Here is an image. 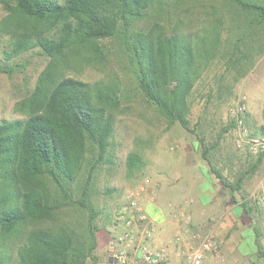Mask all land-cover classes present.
<instances>
[{"label": "trees", "instance_id": "16d2710c", "mask_svg": "<svg viewBox=\"0 0 264 264\" xmlns=\"http://www.w3.org/2000/svg\"><path fill=\"white\" fill-rule=\"evenodd\" d=\"M0 4L3 59L29 51L48 57L33 89L14 104L20 116L0 120V264H11V252L13 264L96 262L101 213L94 200L96 174L101 165L113 163L116 117L126 96L110 66L112 55L126 59L136 88L167 127L179 123L194 132L189 115L196 96H206L207 103L222 100L264 53V0ZM114 39L116 51L107 45ZM24 65L0 62V73L11 75ZM87 70L101 75L85 80L80 75ZM244 125L250 135L264 134V124L248 113ZM197 137L203 158L232 191L264 157V151L256 152L232 182L208 157L214 145L206 147L203 134ZM148 144L128 152V176L142 168L141 150ZM240 204L250 210L246 202Z\"/></svg>", "mask_w": 264, "mask_h": 264}, {"label": "rangeland", "instance_id": "374dc122", "mask_svg": "<svg viewBox=\"0 0 264 264\" xmlns=\"http://www.w3.org/2000/svg\"><path fill=\"white\" fill-rule=\"evenodd\" d=\"M189 4H192V2H189ZM175 11L177 10L173 9L169 18L171 21L175 19ZM3 14L4 10L0 4V17ZM3 42L4 40L0 41V62L10 64L19 62L25 63V65L23 69L15 71L11 75L0 73V120L20 116L19 112L14 111L15 102L22 99L33 89L39 72L48 61L45 54L36 51H29L13 60L5 61L2 52ZM107 45L112 51H116L117 40H110ZM112 56L110 66L121 77L122 89L126 96L123 102L124 111L116 117L111 146L113 163L100 166L95 182L97 193L94 200L101 212L98 216L97 238L101 243L105 237L110 239V247L106 252V257L111 254L115 247L113 240L119 231L115 216L120 208L126 204L129 191L135 190L139 184L148 179L146 190L141 194L142 204L145 203V200L150 199L153 200L152 202H162L163 209L170 213L168 205L175 204V202L173 198L167 196L166 191L173 184V182H170L174 176L172 168L180 165L184 160L203 164L208 176L214 181L218 192L223 195V201L225 203L230 201L231 205L240 207L241 216L234 217L230 214L222 220L220 223L224 228L222 234L224 235L225 231L229 229L226 234L228 239L239 240L243 235L242 247L245 249L252 246L256 234L259 242L264 247V205L257 199L264 180V157L256 170L253 173H246L240 187L232 191L229 186L221 183L211 170L208 161L203 158L201 154L202 145L197 137V135L202 136L203 134L205 146L214 145L213 148L209 147L208 157L211 159L212 164L232 182L249 166L250 162H253L255 153L252 152L251 155H247L248 151L242 147L238 148L235 144V125L230 126V120L233 117L229 113V108L244 100L247 108L246 113L250 114L259 124H264L262 118L264 53L257 58L246 75L235 84L232 92L228 95L223 94L222 100L213 98L207 103L206 96H196L189 115V126L195 129L194 132L183 128L179 123L167 127L165 118L152 105L145 102L141 92L136 88L127 69L126 59ZM100 75L99 71L87 70L80 77L92 81ZM144 142L149 143L141 150L144 164L138 172L128 176L125 164L126 156L130 150L137 148L136 144H144ZM182 183L178 185L182 186ZM109 188L112 191L108 193ZM242 202L247 203V206L250 207L249 211L241 206L240 203ZM179 204H182V201ZM149 210L151 209L148 207L147 212ZM223 214L224 212L217 213L212 219H218ZM214 232L219 235V232ZM241 232H243L242 235H240ZM10 254L12 256L11 264H13L14 253L11 252ZM94 254L99 257L98 245ZM96 263L91 259L87 261V264ZM97 264L109 263L98 262Z\"/></svg>", "mask_w": 264, "mask_h": 264}, {"label": "built area", "instance_id": "2783aa9c", "mask_svg": "<svg viewBox=\"0 0 264 264\" xmlns=\"http://www.w3.org/2000/svg\"><path fill=\"white\" fill-rule=\"evenodd\" d=\"M244 100L229 108V113L235 120L238 148L248 152L264 151V134L250 135L244 125L246 113ZM148 179L139 184L135 190L127 194L126 204L116 213L115 222L119 231L114 236L112 259L114 264H136V253L140 252L139 264H164L169 258V242L163 243L156 250L151 249L143 239H153L155 222L146 213L141 202V194L146 190ZM257 199L264 205V180L262 181ZM193 202L188 198L182 204H169L170 219L176 228L173 243L178 249L180 264H203L209 258L208 264H229L225 262L220 248L218 235L210 229L205 232L192 226L188 206Z\"/></svg>", "mask_w": 264, "mask_h": 264}, {"label": "crops", "instance_id": "0c3cea01", "mask_svg": "<svg viewBox=\"0 0 264 264\" xmlns=\"http://www.w3.org/2000/svg\"><path fill=\"white\" fill-rule=\"evenodd\" d=\"M172 169L174 170V176L170 182H173V184L167 188V196L173 198L175 204H179L181 201L184 202L188 198L193 200L188 206L192 226L201 232L210 229L219 232L218 237L220 236L221 252L225 262L229 264H264V256H261L258 251L259 245H261L262 249H264V247L262 243L259 242L256 234L254 242L249 249L242 247L244 240L242 235L243 232L240 233L242 236L239 240L228 239L226 237L229 229L225 231L224 235L222 234L224 231V228L220 224L222 220L230 214L234 215V217L241 216V209L237 205H231L230 201L227 203L223 201V195L218 192L214 181L208 176V172L203 164L184 160L180 165L174 166ZM181 182H183L182 186L178 185ZM152 201L151 199L145 200L143 207L148 216L155 222V234L153 239L142 238V240L153 250H156L163 243L169 242V258L164 264H180L181 259L178 257V249L173 243V234L176 225L171 221L170 213H168L166 209H163L162 202L157 203ZM148 207L151 209L149 212H147ZM221 212H224L222 217L212 219L215 214ZM109 247L110 239L105 237L102 243L98 240L99 257L96 255L97 263L105 262L114 264L112 251L111 254L106 257V252ZM140 255L138 251L135 259L136 264H139ZM208 263L209 258L207 257L203 264Z\"/></svg>", "mask_w": 264, "mask_h": 264}]
</instances>
